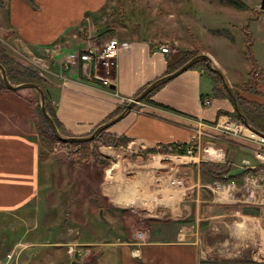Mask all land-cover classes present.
<instances>
[{
  "label": "crops",
  "instance_id": "obj_1",
  "mask_svg": "<svg viewBox=\"0 0 264 264\" xmlns=\"http://www.w3.org/2000/svg\"><path fill=\"white\" fill-rule=\"evenodd\" d=\"M107 2L0 0V34L8 33L6 39L0 37V43L5 53L7 49L16 52L12 43L19 46L30 66L42 71L38 72L45 98L68 136L91 134L148 83L167 74L181 57L177 40L158 44L143 38L126 40L130 47L118 52L112 70L71 58L78 48L98 45L92 42L88 27L106 13ZM165 44L170 46L166 53L159 49ZM201 53L211 57L230 87L240 89L242 82H231L237 77L234 65L210 47ZM212 79L213 73L195 65L160 82L105 131L112 144L95 147L105 163L47 155L34 117L40 98L37 91L32 87L0 91V213L39 200L44 184H57L61 178L75 193L66 202L65 215L72 216V221L63 243L92 246L95 252L90 258L95 264L260 263L264 257V187L248 183L251 167L244 164H258L255 146L218 133L215 138L204 137L202 143L211 141L221 149L219 161L172 150L173 143H189L195 120L213 123L220 114L237 117L233 99L212 96L213 87L219 86ZM263 82L264 72L256 92L239 95L248 101H264ZM202 99L210 103L201 106ZM251 118L246 119L254 126ZM200 162L229 168L228 175L235 178L218 181L205 176ZM241 171L246 172L239 175ZM210 173L207 168L205 174ZM176 179L182 183L175 184ZM137 231L143 232L142 237Z\"/></svg>",
  "mask_w": 264,
  "mask_h": 264
},
{
  "label": "rangeland",
  "instance_id": "obj_2",
  "mask_svg": "<svg viewBox=\"0 0 264 264\" xmlns=\"http://www.w3.org/2000/svg\"><path fill=\"white\" fill-rule=\"evenodd\" d=\"M117 1L108 0L106 13L100 15L95 25H89L88 29L93 33L91 38L93 43L100 45L110 38H116L120 42L146 38L158 44L166 40H177L183 54L210 47L216 56L234 65L237 77L231 82L232 84L242 82L239 85L240 88L249 78L247 71L251 69V62L245 53L246 36L242 32V28L248 26V30L252 33L251 40L254 41L251 47L253 55L258 64L264 68V9L260 7L262 0H238L243 3L241 7H236L227 0H121V8L117 7ZM225 31H228L231 36L225 34ZM4 33L0 34V37L6 39L8 36L4 37ZM87 35L86 32L85 36ZM213 36L216 37L213 38ZM12 46L17 47L16 52L7 49L6 53L4 50L6 55L8 52L17 57L13 59L21 65L38 74L42 72L39 67L36 66L34 70L33 66H30L25 53L24 56L21 54L22 50L19 46L14 43ZM79 51H81L80 48H78ZM39 76L41 77L40 74ZM0 78H2L1 73ZM12 81L19 80L14 78ZM227 84L230 87L228 82ZM230 88L231 91H236L235 87ZM262 88H264V82ZM258 102L264 103L260 99ZM38 103L40 105V98ZM259 103L245 105L244 109L249 116H252L253 125L264 131V107ZM36 107L37 104L35 110ZM35 110L34 113H36ZM105 134V132L102 134L98 132L93 140H90L87 149L73 142L45 139L44 152L50 156L62 155L64 159H71L74 162L91 159L105 163L106 159L99 156L95 149L98 144H112L111 137ZM159 149L163 148L159 147ZM209 171L214 170L211 168ZM61 181L60 178L57 184L51 183L49 186L44 184L43 195L39 200L17 211L0 213V259L2 262H6V257L10 254L8 264H62L66 248V243L63 242L69 234L66 230L72 221V216L65 215L69 207L66 202L68 197L75 193L71 190V185ZM116 234L120 235L119 232ZM136 235L142 237L143 232L137 231ZM92 249L94 253L95 250L93 247ZM260 256H256V259L258 260ZM260 259L261 262L258 264H264V257Z\"/></svg>",
  "mask_w": 264,
  "mask_h": 264
},
{
  "label": "built area",
  "instance_id": "obj_3",
  "mask_svg": "<svg viewBox=\"0 0 264 264\" xmlns=\"http://www.w3.org/2000/svg\"><path fill=\"white\" fill-rule=\"evenodd\" d=\"M129 47L130 43L127 41L120 42L116 38H110L102 45L91 44L82 51L71 53L70 57L80 61H93L112 69L115 66L118 52ZM159 49L166 53L169 51L170 46L168 44L160 45ZM209 103V99L201 100V106H207ZM195 123L189 143L186 145L180 142L173 143L172 149L177 154L196 155L202 159L219 161L223 158L221 149L214 148L211 141L202 143L203 138H215L214 135L218 133L236 137L255 146L253 155L258 164L250 165L248 161L244 163L248 168L251 167L246 180L248 183L264 187V131L255 128L238 117H232L227 114H220L213 123H206L200 119L195 120ZM197 153L200 155H197ZM174 182L177 185L182 183L181 179H176ZM65 246V258L62 264H85V260L87 264H95V261L90 258L94 254L90 245L80 242H68ZM10 258L9 254L6 257V262H2V259H0V264H8Z\"/></svg>",
  "mask_w": 264,
  "mask_h": 264
},
{
  "label": "trees",
  "instance_id": "obj_4",
  "mask_svg": "<svg viewBox=\"0 0 264 264\" xmlns=\"http://www.w3.org/2000/svg\"><path fill=\"white\" fill-rule=\"evenodd\" d=\"M227 2L232 4V5H234V6H236V7L243 6V3L239 2L238 0H227ZM121 6H122V2H121V0H118L117 1V7L121 8ZM112 14H115V13H112ZM242 32L246 36L245 43H244L245 44V53H246L247 58L251 62V69L248 72V77L249 78L240 87V89H236V91H234V90L232 91L233 95H234V97L232 98L231 96L228 95V93L226 91H224V88L222 86L220 77L218 75H216V76L214 75V79H212L213 83H215L216 85H219V86H217V87L214 86L213 87L212 96L216 97L218 95H226V97H230L231 99L235 100L237 102V108L239 109V111L242 114H244L246 116V118H248V115L245 112L243 107L245 105L250 106V105L258 104V103L257 102L255 103L253 101H248V100L244 99L242 96L239 95V93L240 92H256L257 83L262 78V75H263L264 71L259 68V66L257 64V61L255 60V57L253 55L251 47H252V44L254 43V41L251 40L252 39L251 38L252 37V33L248 30V26L247 27L244 26L242 28ZM225 34L229 35V32L225 31ZM7 36H8V33H5L4 37H7ZM229 36H231V34ZM198 53H201V51H188V52H186L184 54L182 53L181 57L176 61L174 66H171L167 70L166 73H170V72L174 71L175 69L180 67L182 64H184L191 57H193L194 55H196ZM0 64L3 65V67L5 68L6 75H7L8 79H9V82L11 84H18V83H24V82L25 83H34V84H37L42 89H44V85H43V82H42L43 79L39 76V74L36 73L35 71H33V70L21 65L19 62L15 61L13 58L7 56L4 53V49H3L2 45H1V43H0ZM195 65H201L209 73H214L206 66L205 61L203 59H199V60L195 61L191 66H195ZM14 78H16L19 81L18 82L12 81V79H14ZM150 83H148V84H150ZM159 84H161V83H158L153 89L157 88ZM145 87H143L137 93V95L139 93H141V91ZM8 89H9V87L4 83L3 79L0 78V91H4V90H8ZM153 89L149 93H147L142 98V100L147 98L151 94ZM45 104H46V110L49 113V115L52 117L53 122L57 126V129L59 130L60 134L67 137L68 134H65L63 129H61L57 119L55 118L54 111H53L51 105L49 104V102L46 100V98H45ZM123 110H124L123 108H119V109L115 110L113 112V114L109 118H113L114 116H116L117 114H119ZM35 112L36 113H34V117H35V120H36V125H37V130H38L39 135L42 138L47 139V140L65 142L64 140H60L53 133V130H52L48 120L46 119V117L41 112L39 103L37 104ZM234 113H236L237 117L241 119L240 115L236 112L235 108H234ZM107 129L108 128L101 130L99 132V134L104 133ZM68 142H72V141H68ZM90 142L91 141L89 140V141L73 142V143H76L77 145H80L82 148L87 149ZM150 151H153V150H150ZM199 167H200L201 174H203L205 176H209L210 178L216 179L218 181H228V180H231L232 178H235L234 175H228L230 173V169L226 168V167H222V168L220 167L219 168L216 165H211V164L205 163V162H200ZM207 168L208 169L212 168L214 171H212L210 174L207 175V174H205ZM244 172H246V171H241V173L239 175H242Z\"/></svg>",
  "mask_w": 264,
  "mask_h": 264
},
{
  "label": "water",
  "instance_id": "obj_5",
  "mask_svg": "<svg viewBox=\"0 0 264 264\" xmlns=\"http://www.w3.org/2000/svg\"><path fill=\"white\" fill-rule=\"evenodd\" d=\"M262 9H264V0L261 1V6ZM199 59H203L205 61L206 66L214 73H216L221 81L223 86L225 87L226 91L229 93V95L231 97H234L233 92L231 91V88L228 86L227 82L224 79V76L221 72V70L215 65V63L213 62V60L211 59V57L205 53H198L196 55H194L193 57H191L188 61H186L184 64H182L180 67H178L177 69H175L174 71L167 73L159 78H157L156 80L152 81L150 84H148L142 91L141 93H139L137 96H135L134 98L130 99L128 101V103L126 104V106L124 107V110L122 112H120L118 115H116L115 117H113L112 119L98 125L90 135L88 136H63L60 134L59 130L57 129V126L55 125V123L53 122L52 117L49 115V113L46 110V104H45V94L44 91L41 87H39L37 84L34 83H18V84H11L9 82V79L6 75V70L3 67V65L0 64V73H1V77L4 81V83L11 89H18V88H22V87H32L33 89H35L37 91V93L39 94L40 97V109L41 112L43 113V115L46 117V119L48 120L53 133L56 135V137H58L60 140H64V141H72V142H82V141H89L91 139H93L95 137V135L100 132L103 129L108 128L110 125H112L113 123H115L117 120H119L120 118H122L124 116V114L129 111L133 105L135 103H138L140 100H142V98L149 93L158 83L163 82L165 80H168L174 76H176L177 74H179L180 72L186 70L188 67H190L195 61L199 60ZM234 104H235V109L236 112L240 115V117L242 118L243 121L247 122L246 116L244 114H242L239 109L237 108V103L234 100Z\"/></svg>",
  "mask_w": 264,
  "mask_h": 264
}]
</instances>
